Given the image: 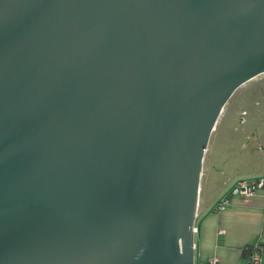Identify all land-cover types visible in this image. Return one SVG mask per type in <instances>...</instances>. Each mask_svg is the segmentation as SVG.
I'll return each mask as SVG.
<instances>
[{"label": "water", "instance_id": "95a60500", "mask_svg": "<svg viewBox=\"0 0 264 264\" xmlns=\"http://www.w3.org/2000/svg\"><path fill=\"white\" fill-rule=\"evenodd\" d=\"M264 73V0H0V264H194L209 135Z\"/></svg>", "mask_w": 264, "mask_h": 264}, {"label": "rangeland", "instance_id": "374dc122", "mask_svg": "<svg viewBox=\"0 0 264 264\" xmlns=\"http://www.w3.org/2000/svg\"><path fill=\"white\" fill-rule=\"evenodd\" d=\"M260 173L264 174V73L240 85L225 101L207 142L201 196L213 203L226 185ZM229 205L214 214L213 229L221 230L220 242L224 239L238 251L255 246L261 224L255 225L252 216ZM204 258L194 251V264Z\"/></svg>", "mask_w": 264, "mask_h": 264}, {"label": "crops", "instance_id": "0c3cea01", "mask_svg": "<svg viewBox=\"0 0 264 264\" xmlns=\"http://www.w3.org/2000/svg\"><path fill=\"white\" fill-rule=\"evenodd\" d=\"M264 178V174H255L246 179ZM241 180V179H238ZM234 181L231 184L226 185L221 189L220 195L217 197L213 203L209 202L204 195H199V204L197 209V214L195 218V232H194V251L198 250V254L201 256L205 255L203 261L200 264H204L209 258L215 257L218 264H250L248 259V254L243 250L245 247L241 248L239 251L229 245L224 239L220 242L219 234L221 230L218 229L216 232L213 229V224L216 221V216L214 214H220V212L213 211L215 204L221 199L230 188L238 181ZM230 205L236 207L238 210H233L242 214H248L252 216L256 222L255 225L261 224V232L259 234L258 243L255 246L259 247L261 255V264H264V188H259L256 193L248 201H243L239 196H231ZM228 203V204H229ZM227 204V205H228ZM213 252L211 254L210 252Z\"/></svg>", "mask_w": 264, "mask_h": 264}, {"label": "built area", "instance_id": "2783aa9c", "mask_svg": "<svg viewBox=\"0 0 264 264\" xmlns=\"http://www.w3.org/2000/svg\"><path fill=\"white\" fill-rule=\"evenodd\" d=\"M259 188H264V178L241 179L238 180L218 202L213 211L220 212L225 209L231 196H239L243 201H248ZM250 264H261V255L258 246L252 247L248 254ZM204 264H218L215 257L209 258Z\"/></svg>", "mask_w": 264, "mask_h": 264}, {"label": "trees", "instance_id": "16d2710c", "mask_svg": "<svg viewBox=\"0 0 264 264\" xmlns=\"http://www.w3.org/2000/svg\"><path fill=\"white\" fill-rule=\"evenodd\" d=\"M252 247H254V246H246L243 250H244L247 254H249V252H250V250L252 249Z\"/></svg>", "mask_w": 264, "mask_h": 264}, {"label": "flooded vegetation", "instance_id": "af4514ba", "mask_svg": "<svg viewBox=\"0 0 264 264\" xmlns=\"http://www.w3.org/2000/svg\"><path fill=\"white\" fill-rule=\"evenodd\" d=\"M263 74V73H262ZM259 76V75H258Z\"/></svg>", "mask_w": 264, "mask_h": 264}]
</instances>
